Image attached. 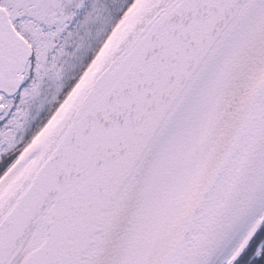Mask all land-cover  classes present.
<instances>
[{
  "label": "snow or ice",
  "instance_id": "6c2138e0",
  "mask_svg": "<svg viewBox=\"0 0 264 264\" xmlns=\"http://www.w3.org/2000/svg\"><path fill=\"white\" fill-rule=\"evenodd\" d=\"M0 264H264V0H0Z\"/></svg>",
  "mask_w": 264,
  "mask_h": 264
}]
</instances>
